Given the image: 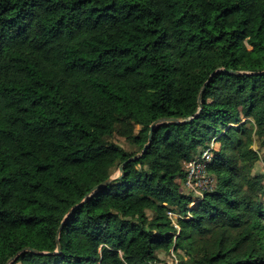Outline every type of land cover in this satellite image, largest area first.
<instances>
[{
    "label": "trees",
    "instance_id": "trees-1",
    "mask_svg": "<svg viewBox=\"0 0 264 264\" xmlns=\"http://www.w3.org/2000/svg\"><path fill=\"white\" fill-rule=\"evenodd\" d=\"M263 71L264 0H0V264H264Z\"/></svg>",
    "mask_w": 264,
    "mask_h": 264
},
{
    "label": "built area",
    "instance_id": "built-area-1",
    "mask_svg": "<svg viewBox=\"0 0 264 264\" xmlns=\"http://www.w3.org/2000/svg\"><path fill=\"white\" fill-rule=\"evenodd\" d=\"M214 139L209 146L205 147L199 154L194 155L190 160L183 162L185 176L182 180V185L186 190L196 194L197 198H202L204 192L212 191L216 188L217 179L210 173V164L214 158V149H216ZM198 199H196L197 201ZM196 201L193 203L195 204ZM192 204V205H193ZM191 205V206H192ZM175 212H169L170 217L173 219L175 226H179L173 218L176 217Z\"/></svg>",
    "mask_w": 264,
    "mask_h": 264
},
{
    "label": "water",
    "instance_id": "water-1",
    "mask_svg": "<svg viewBox=\"0 0 264 264\" xmlns=\"http://www.w3.org/2000/svg\"><path fill=\"white\" fill-rule=\"evenodd\" d=\"M224 71H227V70H225V69H219V70L215 71V72L211 75V77L209 78V80L207 81V83H210L211 80H212L215 76H217L219 73L224 72ZM229 71H230V72H233V73H237V74H248L247 72H243V71H235V70H229ZM261 74H264V71L261 72ZM204 89H205V87L203 88V90L201 91L200 96H199V102H200L201 110H202V108H203L202 95H203V91H204ZM198 114H199V112H198L196 115H198ZM195 117H196V116H194V117H192V118H189V119H187V120H184V121L180 120L179 118H163V119H160V120H157L156 122H154V123L151 125V128H150V132H149V141H148V143L145 145V147H144L142 153H140V154H138V155H136V156H134V157L128 159L126 162H124V163L120 166V169H119V171H120V175H121V176L123 175V173H124V166H125L128 162H131V161L137 160L138 158H140V157H141V156H142V155L148 150V148L150 147L151 142H152V138H153L154 130H155V128H156L159 124H161V123H163V122H178V123H179V122H187V121L192 120V119L195 118ZM109 181H111V179H109L108 181H106V182H104V183H102V184L97 185L96 187L93 188L92 191L95 192V191L99 190L101 187H103L104 185H106L107 183H109ZM91 194H92V193H89V194L85 197L84 200H82V201H81L80 203H78L77 205L73 206V207L69 210V212L67 213V215L65 216L63 222L61 223V226H60L59 231H58V238H57V244H58L57 252H58V253L61 251L60 234H61V232H62V229H63L65 223L67 222V220L69 219V217L71 216V214H72L76 209H78V208H80V207H82V206L84 205V203L88 200V198L91 196ZM28 250L31 251V252H34V253L46 254L45 252H41V251H38V250H36V249H32V248H27V249H25L23 252H26V251H28ZM18 257H19V254L16 255V256H14V257L8 262V264H13V262H14Z\"/></svg>",
    "mask_w": 264,
    "mask_h": 264
},
{
    "label": "rangeland",
    "instance_id": "rangeland-1",
    "mask_svg": "<svg viewBox=\"0 0 264 264\" xmlns=\"http://www.w3.org/2000/svg\"><path fill=\"white\" fill-rule=\"evenodd\" d=\"M244 121H246V119H244ZM139 129H140V127L136 126L137 132L139 131ZM106 140L116 142L119 145H121L122 147H124L126 150H133L134 149L133 145L129 144L125 138L119 136L118 134H115L113 136H106ZM219 140L220 139H217V141L215 142L216 148H218V146H219L218 145ZM253 147H254V149L258 150L259 154H260V160L257 163L255 171L264 176V145L261 143V141H259L257 139L255 144L253 145ZM113 174L115 176H117L118 174H120V171L115 169L113 171ZM148 214L150 217L154 216V212L152 210H148ZM174 214H176V213H174ZM177 217H178V214H176V217L174 215L173 218L176 220ZM159 256H160L161 261L158 262V264H179V259H178L177 254L172 252V251H171V253L160 252ZM16 264H20V262H17Z\"/></svg>",
    "mask_w": 264,
    "mask_h": 264
},
{
    "label": "bare ground",
    "instance_id": "bare-ground-1",
    "mask_svg": "<svg viewBox=\"0 0 264 264\" xmlns=\"http://www.w3.org/2000/svg\"><path fill=\"white\" fill-rule=\"evenodd\" d=\"M194 205V204H193Z\"/></svg>",
    "mask_w": 264,
    "mask_h": 264
}]
</instances>
